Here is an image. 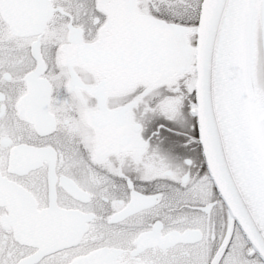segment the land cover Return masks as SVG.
<instances>
[{"label": "snow or ice", "instance_id": "1", "mask_svg": "<svg viewBox=\"0 0 264 264\" xmlns=\"http://www.w3.org/2000/svg\"><path fill=\"white\" fill-rule=\"evenodd\" d=\"M0 264H264V0H0Z\"/></svg>", "mask_w": 264, "mask_h": 264}]
</instances>
